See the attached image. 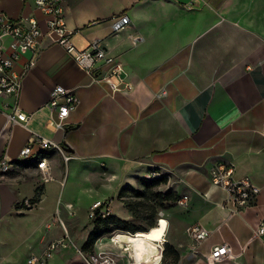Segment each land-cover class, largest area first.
<instances>
[{"label":"crops","instance_id":"0c3cea01","mask_svg":"<svg viewBox=\"0 0 264 264\" xmlns=\"http://www.w3.org/2000/svg\"><path fill=\"white\" fill-rule=\"evenodd\" d=\"M65 6L75 46L86 49L100 40L123 64L133 90L113 94L45 37L19 98L29 122L13 121L0 102L5 112L0 115V161L11 167L22 162V149L38 136L64 149L65 155L33 144V162L45 157L50 167L47 185L55 182L63 189L48 206L46 219L56 211L68 219L69 213L55 205L69 210L77 204L64 196L70 175L102 173L98 181L82 178L74 190L92 207L106 196L87 193L105 192L114 183L119 196L126 186L157 171L169 177L170 188L180 197L190 198L177 218L168 220L161 240L180 254L178 264H211L207 257L224 244L233 257L215 264H264V237L252 240L264 222V0H65ZM0 11L13 19L35 12L32 0H0ZM125 16L130 26L114 34V24ZM56 86L80 98L58 131L48 127ZM217 163L232 165L234 180H251V206L231 213L226 190L211 183L210 171ZM47 185L39 207L46 201ZM16 202L17 193L0 183V215H8ZM127 213L123 220L131 222ZM192 226L211 232L198 253L186 232ZM90 233L81 237V246ZM98 245L97 253L110 255L117 264L143 263L133 247L113 238L103 237Z\"/></svg>","mask_w":264,"mask_h":264},{"label":"built area","instance_id":"2783aa9c","mask_svg":"<svg viewBox=\"0 0 264 264\" xmlns=\"http://www.w3.org/2000/svg\"><path fill=\"white\" fill-rule=\"evenodd\" d=\"M32 1L35 12L21 16L18 19H13L0 11V102L5 109L10 110L9 117L13 121L28 123L30 120V116L20 110L19 98L24 77L38 64L45 37H50L53 44L61 45L74 58L82 70L92 74L96 82L107 84L113 94L129 93L133 90V85L125 77L123 64L104 48L100 40L92 42L86 49H79L75 46L72 41L75 32L68 28L66 22L65 0ZM130 24L131 21L127 16L118 19L113 26L114 34L129 27ZM24 59L26 60L23 61ZM165 94L166 92L163 91L160 96ZM79 105L80 98L76 93L65 87L56 86L50 95L49 108L51 116L48 121V127L55 131L63 130L65 128V120ZM4 113V110L0 107V115ZM35 142H38L45 151L55 149L65 155V151L60 145L38 136L22 149L19 161L25 162L34 158L33 144ZM69 159L70 157L65 156L66 161ZM46 161L47 159L42 157L39 162L42 169H46ZM10 169V162L6 160L0 161L1 173H7ZM233 175L234 167L226 163H217L210 171L211 183L226 190L228 194L226 203L231 205V213L236 214L253 204L255 193L249 178L234 180ZM160 176L162 174L152 172L149 178L155 179ZM189 200V196L184 195L177 201V204L185 208L188 206ZM26 204L29 207L31 206L29 201H26ZM106 204L104 201L94 203L91 207V218H95L98 210L104 218L111 215V213H108V215L104 213ZM69 210L72 211V206H69ZM65 230L66 238L53 241L47 246L43 254L39 256L33 255L27 264H49L53 254L59 250V247L63 246L66 248L69 244V233L67 228ZM186 232L194 241L192 250L194 253H198L197 247L211 235L209 230L201 226L189 227ZM263 237L264 222L254 231L252 240H261ZM157 245L161 255L153 258L149 262L150 264H160L163 258L165 244L157 243ZM78 253L87 264H117L113 257L105 253L86 255L82 249H78ZM232 257L233 254L230 247L224 244L214 247L207 260L209 263L215 264Z\"/></svg>","mask_w":264,"mask_h":264},{"label":"rangeland","instance_id":"374dc122","mask_svg":"<svg viewBox=\"0 0 264 264\" xmlns=\"http://www.w3.org/2000/svg\"><path fill=\"white\" fill-rule=\"evenodd\" d=\"M33 161L31 159L29 162H19L14 164L7 173L0 172V183L6 184L16 192L18 200V202L14 203L13 210L8 215H0V264H27L33 255L39 256L43 254L50 243L66 238V228L69 233V244L66 248L60 246L59 250L53 254L49 264H87L85 260L82 261L83 257L78 253V249H82L83 247L79 244L81 237L85 233L87 234L93 230L94 219L90 216L92 213V202L86 196L80 197V193L74 190L81 184L82 178H86L88 181L94 178L98 181L102 178V173H99L98 176L91 177L70 175L68 181L66 179L68 188L64 196L75 199L77 204L72 208V211L68 210V208L65 210L61 204L55 205L56 210H63L64 214L69 213L70 216L68 219L64 216L60 218L56 210L54 218L50 217L46 219L45 216L47 215L48 206H53L58 201L63 189L61 191L60 189L58 190L59 186L55 182L47 185L48 180L51 181L52 178L48 171L50 167L47 166L46 169H42L38 162ZM30 162L35 164H31ZM152 172L157 171H150L143 179L151 180L152 178H149V176ZM169 184L156 188L154 192L165 194L169 189H172ZM46 185L48 195L46 196L45 203L39 207L42 196L46 191ZM114 185L116 184H110V188L105 192L101 189V192L98 193H87L88 196H96V198L99 194L104 197L106 196L104 200L107 203L104 208L106 215L111 213L112 210L113 215L125 219L128 216L127 209L124 207L125 204L129 203L133 205L146 201L145 198L136 197L130 192L121 201L118 198V193L113 190ZM132 187L141 192L144 191V187L139 181ZM26 201H29L30 207L27 206ZM148 204L150 207L156 209L155 214L153 213V208L149 210V217L155 223V227L153 228L158 227L159 221L162 218L167 221L172 218H177L179 211L184 208L179 206L177 202H162L155 199L149 201ZM131 223L142 225L149 229L147 232L136 234L137 236H146L152 229L149 228L148 222L142 219L133 218ZM116 233L105 237L113 238ZM47 234H49L50 238H44V235ZM72 237L75 238L72 239ZM161 240L156 243L167 244L164 240ZM97 252H99L98 241L92 250L86 251V255ZM152 260L153 258L149 259V261ZM160 264H175L174 257L164 252Z\"/></svg>","mask_w":264,"mask_h":264},{"label":"trees","instance_id":"16d2710c","mask_svg":"<svg viewBox=\"0 0 264 264\" xmlns=\"http://www.w3.org/2000/svg\"><path fill=\"white\" fill-rule=\"evenodd\" d=\"M31 163V162H30ZM35 164V163H31ZM139 183L144 187V191L141 192L138 189L133 188L132 186H126L120 193H119V200H123L125 195L130 192L136 197L145 198L146 201L139 202L136 204H125V207L129 210L132 214L134 219H142L147 221L149 224V228L155 227L154 221H152L149 217V210L153 208V213H156V209L154 207H150L148 204L149 201L155 199L160 200L162 202H177L181 197L177 192L173 189H169L165 194L163 193H156L154 190L164 185L169 184V177L166 175H162L159 178H155L152 180H146L140 178ZM151 221V222H150ZM149 231L146 227L142 225H136L129 221L123 220L115 215H109L107 217H102L100 215V211H96L95 218L93 220V230L91 231L88 240L82 247L83 253L86 254V251L92 250L98 240L101 238L113 234L115 232H125L130 234H138L144 233ZM168 255L174 257V263L178 264L180 260V254L176 251V249L170 245H165V251ZM93 254V253H90Z\"/></svg>","mask_w":264,"mask_h":264},{"label":"bare ground","instance_id":"6f19581e","mask_svg":"<svg viewBox=\"0 0 264 264\" xmlns=\"http://www.w3.org/2000/svg\"><path fill=\"white\" fill-rule=\"evenodd\" d=\"M168 227V221L160 219V224L152 228L146 236H137L125 232H117L113 239L133 247L136 250L137 259L140 262L148 263L149 259L159 257L161 252L158 248L157 241H160Z\"/></svg>","mask_w":264,"mask_h":264}]
</instances>
